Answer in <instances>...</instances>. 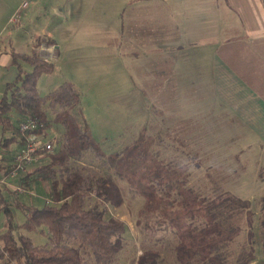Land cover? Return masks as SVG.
Masks as SVG:
<instances>
[{"label":"rangeland","instance_id":"rangeland-1","mask_svg":"<svg viewBox=\"0 0 264 264\" xmlns=\"http://www.w3.org/2000/svg\"><path fill=\"white\" fill-rule=\"evenodd\" d=\"M156 1L158 4H154L152 9L148 5L152 1L147 0H0V54L4 57L10 49H14L20 53L35 51L42 55L47 52L41 50L42 44L51 47L54 67L51 72L39 76V92L46 94L61 82L71 81L80 96L76 108L81 110L92 134L107 151L123 147L144 126L155 137L153 148L159 155L188 164L190 183L201 192L213 195L218 190L229 189L249 199L254 211L252 229L255 249L254 259L249 264H264L261 245L263 227L260 224V198L264 195V170L260 165H263L264 143L261 141V144L262 139L251 138L244 126L226 127L225 121H211L207 117L208 112L202 110L213 103L209 93V71L212 69L208 55L210 48L202 47L203 77L172 80L176 83L196 81L199 88L204 89V94L197 97L178 94L163 96L162 88L150 85L153 81L157 87L163 85V66L191 67L190 62L180 65L177 59L187 54L185 58L190 61L192 55V51L174 49L165 54L171 57L168 64L163 62L162 49L152 51L150 46L155 43L154 38L162 35L160 27L174 21L172 12L164 11L169 9L168 4L164 5L162 0ZM48 38L53 39L54 43L48 44ZM38 41L40 44L36 47ZM55 45L58 46L57 51ZM1 59L0 97L6 82L17 73L15 65ZM154 75L155 79H152ZM154 90L160 94L154 96ZM164 105L168 108L172 106V117L177 115L180 107L183 112H190L191 107L196 106L199 115H202L197 117L200 127L194 131V142L179 136L178 127L166 126L168 111L163 108ZM59 131L60 128L52 124L45 130V139L53 142ZM233 133L236 140L230 147H234V150L239 148L235 157H216L218 149H222L220 155L226 154V142L221 141L229 139L228 135ZM248 139L253 140L255 152L252 158L241 159L243 153L247 152L245 144ZM254 139H257L256 142ZM99 162L98 159L90 161V157L86 160L89 168L102 172L106 167ZM11 178L9 174L5 177L7 182ZM119 185L124 202L119 206H110L109 212L125 219L128 229L124 245L111 264H136V255L147 247L159 250L157 264H178L173 251L176 236L168 228L158 227L161 224H157L151 212L141 210L143 198L131 194L124 180L119 179ZM32 186L29 192L23 190L21 183L18 187L21 190H6L4 197L12 202L40 205L46 198L44 186L39 182H33ZM93 200L88 198L87 205L92 204ZM11 211L14 221H23L24 214L19 206L13 204ZM226 211V220L241 226L240 233L225 249L227 260L232 264L248 245V226L244 210ZM4 221L5 213L0 210V230L4 227ZM22 231L35 243H45L47 240L38 231ZM81 251L85 264H99L87 247ZM0 264L13 262L0 256Z\"/></svg>","mask_w":264,"mask_h":264},{"label":"trees","instance_id":"trees-1","mask_svg":"<svg viewBox=\"0 0 264 264\" xmlns=\"http://www.w3.org/2000/svg\"><path fill=\"white\" fill-rule=\"evenodd\" d=\"M47 43L54 41L48 38ZM10 53L17 73L6 82L0 97V148L10 152L12 141L23 144L27 132L19 129V123L29 116L41 122L37 131L45 133L56 124L60 134L54 137L50 150L40 153L36 165L19 171H25L24 188L29 189L33 182L44 186L43 203L12 202L0 196V210L5 213L1 257L13 264H85L81 249L87 247L95 262L111 264L128 229L125 219L109 212L110 206L124 202L121 179L131 194L143 198L141 210L151 212L161 224L158 227L168 228L176 236L173 251L178 264H229L225 249L241 226L228 222L225 213L238 209L245 212L248 245L232 264H249L254 259V211L249 199L229 189L213 195L201 192L190 183L188 164L159 155L153 148L155 137L144 126L123 147L107 151L76 108L80 96L71 81L61 82L46 94L39 92L37 80L53 70V62L35 51L10 49ZM89 157L106 168L102 172L89 168ZM13 167L14 161L4 173L8 175ZM88 198L94 199L90 205ZM260 201L264 249V195ZM13 204L21 208L23 221H14ZM22 229L38 231L47 240L35 243ZM159 257L158 249L147 247L139 251L135 263L157 264Z\"/></svg>","mask_w":264,"mask_h":264},{"label":"crops","instance_id":"crops-1","mask_svg":"<svg viewBox=\"0 0 264 264\" xmlns=\"http://www.w3.org/2000/svg\"><path fill=\"white\" fill-rule=\"evenodd\" d=\"M148 1H152L148 4L152 6V9L154 4H158L156 0ZM162 1L164 5L168 4L169 9L166 8L164 11H171L174 21L170 24L164 23L160 27L162 35L154 38L155 43H152L150 47L153 52L162 49L163 62L166 61L168 64L171 62V57L165 54L172 50L179 48L192 51L190 61L185 58L187 54L177 59L180 65L190 62L191 67L190 65L177 68L163 66V74H165L163 85L157 87L153 80L150 85L153 88H162L163 96L178 94L197 97V95L204 94L202 92L204 89H200L196 81L176 83L172 80H175L174 78L196 80L203 77L201 72L202 47L210 48L208 55H210L212 69L209 71L211 76L209 93L213 98V103L206 107L202 106V110L208 112L206 114L211 121H225L226 127L244 126L251 138L262 139L260 142L264 143V0ZM56 48H58L57 45H55V51H57ZM0 59L5 63H11L10 51L4 57L0 54ZM155 75L152 79H155ZM153 94L155 96L160 92L154 90ZM166 107L167 105L163 106L168 111L166 126L178 127L179 136L194 142L193 139L196 136L194 131L200 127L197 117L202 115H199L196 106H192L190 112H183L180 107L177 115L173 117L171 115V111H174L172 106ZM228 137L229 139L221 142H226V151L233 153L227 154L226 152L220 155L222 149H218L219 153L216 157L222 158L224 155H227V158L235 157L239 148L234 150L230 144L234 143L236 135L233 133ZM257 139L254 141L256 142ZM253 143L252 139L246 141L247 152L243 153L244 156L241 159L252 158L255 152ZM21 146L20 142L14 140L9 145L10 152L0 148V178L4 179L0 182V196H4L6 190L17 191L19 185L24 182L22 178L24 172L36 165V163L28 165L25 171L18 172L14 176L10 175L13 178L6 181L7 175L4 171L13 161V155ZM240 154H242L241 151ZM263 160V165H260L262 170H264ZM261 172L258 171L259 174ZM33 187L31 184L27 190L31 192Z\"/></svg>","mask_w":264,"mask_h":264},{"label":"built area","instance_id":"built-area-1","mask_svg":"<svg viewBox=\"0 0 264 264\" xmlns=\"http://www.w3.org/2000/svg\"><path fill=\"white\" fill-rule=\"evenodd\" d=\"M41 50H46L41 56L45 60H51L53 51L51 47H44L41 45ZM42 126L41 122L34 117H26L19 123V129L27 132L25 141L22 146L13 155L14 167L9 175L14 176L20 170H24L28 165L38 162L40 153L43 150H50L52 148V141L45 139V133L37 131ZM4 179L0 178V182ZM21 190L20 188H18Z\"/></svg>","mask_w":264,"mask_h":264}]
</instances>
